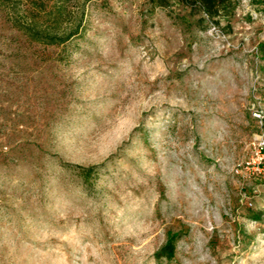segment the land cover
<instances>
[{"label":"rangeland","instance_id":"obj_1","mask_svg":"<svg viewBox=\"0 0 264 264\" xmlns=\"http://www.w3.org/2000/svg\"><path fill=\"white\" fill-rule=\"evenodd\" d=\"M2 1L0 264H264L262 7L49 0L45 45Z\"/></svg>","mask_w":264,"mask_h":264},{"label":"trees","instance_id":"obj_2","mask_svg":"<svg viewBox=\"0 0 264 264\" xmlns=\"http://www.w3.org/2000/svg\"><path fill=\"white\" fill-rule=\"evenodd\" d=\"M12 1V0H11ZM155 6H164L166 0H149ZM186 6L198 9L204 18H208L211 23L219 26L222 19L229 18L238 3L241 0H184ZM252 4L262 7L264 11V0H248ZM2 4L4 2L0 0ZM13 1L10 4H4L9 8L11 14L15 10ZM21 4L18 10L19 16H12L13 26L25 35L30 41L45 45H61L72 37L79 35L80 25L77 23L72 30L60 32L57 30L59 18L62 16V6H54L47 8L49 0H17ZM48 21V22H43ZM59 22V23H57ZM57 27V28H56ZM264 126V120H262ZM174 242L164 246L167 256H171L174 252Z\"/></svg>","mask_w":264,"mask_h":264}]
</instances>
